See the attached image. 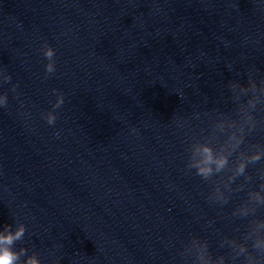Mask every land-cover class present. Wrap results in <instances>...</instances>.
<instances>
[{"label":"water","instance_id":"95a60500","mask_svg":"<svg viewBox=\"0 0 264 264\" xmlns=\"http://www.w3.org/2000/svg\"><path fill=\"white\" fill-rule=\"evenodd\" d=\"M0 96L15 264H264V0H0Z\"/></svg>","mask_w":264,"mask_h":264},{"label":"clouds","instance_id":"9594fccd","mask_svg":"<svg viewBox=\"0 0 264 264\" xmlns=\"http://www.w3.org/2000/svg\"><path fill=\"white\" fill-rule=\"evenodd\" d=\"M43 56L48 61V63L45 64L44 66L45 74L47 75V74L53 73L55 71L53 49L46 45L43 50ZM10 79H11L10 76L6 77L5 82H9ZM13 90H15V88ZM53 94L56 95V101L52 105L53 110H55L61 107V105L64 103V100H63V96L61 94H58L55 89H53ZM5 105H6V97L0 96V106H5ZM56 118L57 117L54 114L49 113V115L46 118L47 124L50 126L54 125ZM205 152L208 154L207 163L209 164L213 163L211 159L210 150L205 149ZM259 159H260L259 155L252 158L253 162ZM226 162L227 161L225 159L216 161L215 163H216L217 170L223 168ZM243 171H244V166L241 165L238 168V172L242 174ZM210 173H211V168H208V167H202L198 171L199 175L205 176V177L208 176ZM8 227L9 226L5 227L6 232H7ZM24 231H25L24 227L20 226L14 234L11 232H7V234L5 235H0V245H5V247L0 248V264H15L18 257L15 253L10 251L7 246H10L13 243V241L21 239V237L24 235ZM27 264H38V262L33 258V259H30L27 262Z\"/></svg>","mask_w":264,"mask_h":264}]
</instances>
